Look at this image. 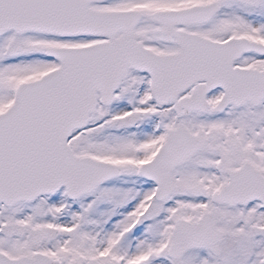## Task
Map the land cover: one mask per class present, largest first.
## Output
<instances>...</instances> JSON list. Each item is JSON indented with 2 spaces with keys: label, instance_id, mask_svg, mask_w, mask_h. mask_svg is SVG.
Masks as SVG:
<instances>
[{
  "label": "snow or ice",
  "instance_id": "snow-or-ice-1",
  "mask_svg": "<svg viewBox=\"0 0 264 264\" xmlns=\"http://www.w3.org/2000/svg\"><path fill=\"white\" fill-rule=\"evenodd\" d=\"M0 264H264V0H0Z\"/></svg>",
  "mask_w": 264,
  "mask_h": 264
}]
</instances>
